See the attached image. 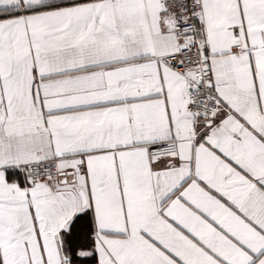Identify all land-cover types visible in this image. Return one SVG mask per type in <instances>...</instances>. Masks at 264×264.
I'll return each mask as SVG.
<instances>
[{
  "label": "snow or ice",
  "instance_id": "1",
  "mask_svg": "<svg viewBox=\"0 0 264 264\" xmlns=\"http://www.w3.org/2000/svg\"><path fill=\"white\" fill-rule=\"evenodd\" d=\"M0 264H264V0H0Z\"/></svg>",
  "mask_w": 264,
  "mask_h": 264
}]
</instances>
